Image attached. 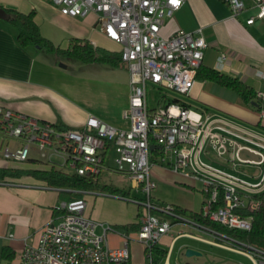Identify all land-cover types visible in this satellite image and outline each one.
Segmentation results:
<instances>
[{
    "label": "built area",
    "instance_id": "2783aa9c",
    "mask_svg": "<svg viewBox=\"0 0 264 264\" xmlns=\"http://www.w3.org/2000/svg\"><path fill=\"white\" fill-rule=\"evenodd\" d=\"M50 1L66 15L84 17L96 13L102 32L121 45L122 59L130 73V102L124 114L131 126L117 128L91 115L80 127L62 128L56 122L40 120L0 103V151L11 161L45 163L40 167L56 165L55 157H59L63 159L62 165L73 172L93 178L104 169H115L131 180V188L142 193L123 197L145 208L140 212L136 235L124 234L122 245L112 246L108 240L112 225L86 215L84 197L62 201L57 206L60 213L40 228L37 242L26 244L19 264H157L153 255L156 243L177 223H187L213 237L179 230L166 249L164 264H169L172 244L183 234L246 254L255 264H264V248L182 217L175 204L153 197L156 182L151 169L155 148L159 149V156L169 158L172 168L202 180L203 214L230 228H251V219L239 210L258 209L261 200L256 194L264 190L262 137L230 120L212 119L182 101H165L152 109L148 105V82L186 94L197 78L207 46L202 28L178 29L168 37L161 33L165 18L172 16L186 0ZM224 1L236 17L253 9L245 20L247 24L264 20V0H253L250 6L247 0ZM227 58L228 54L221 52L219 62L224 63ZM257 96L264 99V90H258ZM8 136L15 141L6 143ZM32 144L37 146L41 159L31 156ZM151 144L156 147L151 149ZM209 144L218 156L232 151L234 160L259 166L258 179L248 180L205 160L204 154L210 153ZM244 148L259 158L242 157ZM112 149L113 164L107 165ZM132 241L142 245L143 260L133 257Z\"/></svg>",
    "mask_w": 264,
    "mask_h": 264
},
{
    "label": "crops",
    "instance_id": "0c3cea01",
    "mask_svg": "<svg viewBox=\"0 0 264 264\" xmlns=\"http://www.w3.org/2000/svg\"><path fill=\"white\" fill-rule=\"evenodd\" d=\"M252 2L253 0H247L249 6ZM0 6L14 7L26 12L35 9L36 21L42 34L52 41L54 37L44 29V25L50 23L51 27L52 22L59 20L75 37L86 38L95 46L113 51L121 49L118 42L109 39L102 32L98 16L94 12L84 17L70 16L63 14L56 5L46 0H0ZM253 12L254 10L249 8L236 17L232 15L229 4L224 0H186L172 16L165 18L161 33L168 37L178 29L193 31L202 28L207 41L202 64L238 77L252 85L256 91L264 90V20L256 19L254 23L247 24L245 20ZM67 43L63 44V47H66ZM30 47L31 45H20L15 28L8 24L6 19L0 18V103L40 120L61 123L69 127H80L89 116L94 115L117 128H130L131 121L124 114L129 107L131 94L130 73L126 66H115L126 72L117 76L114 74L113 79L90 78L67 71L71 65L78 64L76 61L61 60L67 64V67H63L58 65L59 57L50 54L52 62L45 58L38 59L39 53L33 52ZM221 52L228 54L224 63L219 62ZM113 69L118 71L114 66ZM185 95L186 97L173 95L166 101L177 97L187 106L204 112L212 119L223 118L243 126L262 137L264 141L262 109L246 103L233 89L212 80L196 78L190 91ZM208 147L210 153L204 154L205 160L248 180L258 179L261 173L259 166L234 160L232 151L219 156L222 159L220 163H214L215 157L212 154L216 151L210 144ZM241 155L244 158H259L246 148L242 149ZM246 164L253 166L257 171L247 172L243 167ZM35 165L45 163L39 164L35 160L15 162L5 159L2 153L0 154V166ZM170 168L172 172L161 166H154L153 170L151 169V177L156 182L154 199L201 210L205 197L202 180L175 170L171 165ZM113 176L108 172L105 179L107 181L102 182L118 186L112 181ZM71 191L68 188L50 186L32 175L0 181V261L3 258L2 248L8 246L14 253L11 257L13 264H19L26 244L37 242L40 228L58 214L56 213L58 204L69 200ZM73 191L82 193L86 199V215L112 225L113 229L108 231L110 245H122L124 234L132 237L136 235L139 227L129 233L114 228L115 224L138 221L140 210L137 211V218L130 219L132 213L129 214V210L123 207L121 205L123 202L119 200L123 198L131 200L129 197L98 190ZM176 225L181 224H174L172 231L164 236H171L172 240V237L181 230ZM99 228L101 231V227ZM11 233L13 235H10ZM179 238L180 236L175 239L172 247ZM131 249L136 260L144 259L142 245L138 241L131 242Z\"/></svg>",
    "mask_w": 264,
    "mask_h": 264
},
{
    "label": "trees",
    "instance_id": "16d2710c",
    "mask_svg": "<svg viewBox=\"0 0 264 264\" xmlns=\"http://www.w3.org/2000/svg\"><path fill=\"white\" fill-rule=\"evenodd\" d=\"M4 7L9 13L6 19L16 30V38L20 45L30 46L37 45L42 49H46L49 53L60 56L62 60L82 61L84 63H108L113 66H126L122 59V54L119 51H113L101 46H95L86 38L72 37L66 47L55 44L50 38L42 34L39 24L36 21V10L22 11L14 7ZM197 78L203 80H212L222 86L228 87L236 91L242 99L257 108L262 109L264 99L257 96V91L249 83L241 80L238 77H233L221 71L201 64L198 68ZM175 101H180L179 98H174ZM185 104V103H184ZM186 105V104H185ZM152 109V108H151ZM60 127H69L65 124L58 123ZM159 149H154L153 161L159 156ZM23 175H32L46 184L54 187L68 188L71 191V198L83 197L80 192L73 190H98L108 193H113L122 196H130V190H125L111 183L100 181V174L96 178L88 175H79L75 172H69L64 169L51 165L49 167L31 166V167H16V166H0V181H7L13 177ZM261 200L258 209L247 211L239 210L244 216H248L251 221V228L248 230H240L230 228L218 221L212 220L205 216L202 210H194L180 205L175 206L176 212L191 221L197 222L210 229L222 232L228 236L234 237L242 242L260 246L264 248V190L256 194ZM219 204L222 201L218 202ZM56 213H60L57 211ZM140 212L138 213V218ZM137 222L126 224H115L114 228L124 233H129L131 230H136L139 227ZM154 251L166 254V249L154 248ZM14 253L8 246L2 248L3 257H13Z\"/></svg>",
    "mask_w": 264,
    "mask_h": 264
},
{
    "label": "rangeland",
    "instance_id": "374dc122",
    "mask_svg": "<svg viewBox=\"0 0 264 264\" xmlns=\"http://www.w3.org/2000/svg\"><path fill=\"white\" fill-rule=\"evenodd\" d=\"M53 4L51 1L46 0ZM54 5V4H53ZM55 6V5H54ZM8 24H11L9 21H7ZM53 26L50 27V23H46L44 25V29L48 32L51 33V35L54 37L52 38L54 43L57 45H62L66 44L70 38L75 37L73 36L72 32L66 27H64L62 22H59V20H56V22H52ZM50 28V29H49ZM55 31V32H54ZM68 44V43H67ZM31 50L35 53L38 54V59L40 58H45L48 61L52 62V56L46 49H42L38 47L37 45H31ZM54 56H57L58 60L61 58L60 56L54 54ZM62 59L58 61V65H60ZM78 64H73L71 67L67 68V71L72 74H79L81 76H86L90 78H100L104 80H110L113 79L114 74L116 76L118 74L121 75L122 72H126L122 68H117L118 71H115L113 69V65L108 64V63H91L87 64L82 61H76ZM57 64V63H56ZM109 66V67H107ZM118 72V73H117ZM147 92H148V105L149 107L152 108V106L158 105L159 103L165 102L169 97L173 95H178L181 97H186L185 94H180L177 92H174L171 89L167 88H159V86L153 84L152 82H148L147 86ZM15 141V138L8 136L5 139L6 143H12ZM1 154V151H0ZM114 151L113 149L109 152L107 159H106V164L107 165H112L113 164V156H114ZM213 157H215V162L214 163H220L222 160L219 156H216L217 154L213 152ZM31 156L35 159H41V155L39 154V151L37 149V146L35 144H32L31 146ZM55 161L57 162L56 165L57 167L64 169L69 172H73L74 170L70 168L67 165H62L63 159L59 157H55ZM41 161L38 163L40 164ZM154 166H161L163 168H167L169 171L172 169L170 168V163H169V158L166 156H158L157 160L154 162L152 166V170ZM244 169L249 172V173H254L257 171L255 168L249 164H246L243 166ZM105 171V172H104ZM103 173L101 174V180L102 181H107L105 180L106 177L108 176V172L113 174L114 176L112 177V181L116 183L118 186L122 187L125 190H130V196L132 197L134 195H142L141 192H137L135 188H131V180L126 176L123 175L120 172H117L115 169H110L106 170L104 169ZM108 171V172H107ZM254 171V172H253ZM172 172V171H171ZM123 179H121L122 177ZM173 177H171L172 179ZM179 182V181H178ZM178 182H174L175 184H179ZM183 186H186L190 188L189 186L180 183ZM191 184V182H190ZM193 190V188H190ZM155 190V189H154ZM153 190V191H154ZM123 203L121 205L125 207L127 210H129V214L132 213V218L130 219H135L137 218V211L138 209L141 211H144L145 205H140L134 201L127 200V199H119ZM139 205V207H138ZM109 222V221H107ZM110 223V222H109ZM181 225H176V227H179L182 231L186 232H193V233H201L202 235L208 236V237H213L212 235L206 233V232H199L196 228H194L191 225H188L187 223H179ZM100 231V228L98 229ZM114 239V238H113ZM170 241H171V236H164L162 239H160L157 243L156 246L160 249H168L170 246ZM226 241V240H224ZM223 241V242H224ZM188 248H194L198 250L200 253L199 254H187V249ZM154 258L156 259L157 264H164L166 257L164 253L161 252H154ZM169 263L170 264H255V262L247 256L246 254L230 250L228 248H224L222 246H218L215 244H212L207 241H203L200 239H197L195 237H192L187 234H183L180 236V238L175 242V244L172 247V253L169 258ZM0 264H13V260L11 257H3L2 260L0 261Z\"/></svg>",
    "mask_w": 264,
    "mask_h": 264
},
{
    "label": "water",
    "instance_id": "95a60500",
    "mask_svg": "<svg viewBox=\"0 0 264 264\" xmlns=\"http://www.w3.org/2000/svg\"><path fill=\"white\" fill-rule=\"evenodd\" d=\"M9 17V13L7 10L0 6V18L7 19ZM60 66L67 67V64L64 62H60ZM151 149H154L156 147V144H151L150 145ZM200 252L194 248H188L187 249V254H199Z\"/></svg>",
    "mask_w": 264,
    "mask_h": 264
}]
</instances>
